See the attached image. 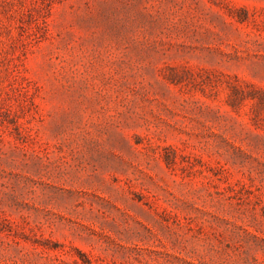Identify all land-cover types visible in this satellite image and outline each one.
<instances>
[{
  "label": "rangeland",
  "instance_id": "1",
  "mask_svg": "<svg viewBox=\"0 0 264 264\" xmlns=\"http://www.w3.org/2000/svg\"><path fill=\"white\" fill-rule=\"evenodd\" d=\"M0 264H264V0H0Z\"/></svg>",
  "mask_w": 264,
  "mask_h": 264
}]
</instances>
